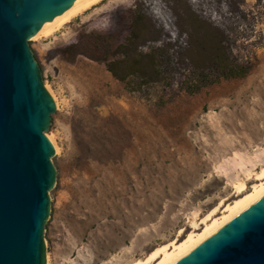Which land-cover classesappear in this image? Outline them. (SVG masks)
<instances>
[{
	"label": "rangeland",
	"instance_id": "1",
	"mask_svg": "<svg viewBox=\"0 0 264 264\" xmlns=\"http://www.w3.org/2000/svg\"><path fill=\"white\" fill-rule=\"evenodd\" d=\"M217 30L244 77L209 69ZM28 45L56 104L45 264H132L257 183L264 0H102ZM152 49L170 57L157 83L120 82L106 68L124 51L120 70L146 72L150 60L137 55Z\"/></svg>",
	"mask_w": 264,
	"mask_h": 264
},
{
	"label": "water",
	"instance_id": "2",
	"mask_svg": "<svg viewBox=\"0 0 264 264\" xmlns=\"http://www.w3.org/2000/svg\"><path fill=\"white\" fill-rule=\"evenodd\" d=\"M78 0H0V264H45L54 102L29 38ZM175 264H264V197Z\"/></svg>",
	"mask_w": 264,
	"mask_h": 264
},
{
	"label": "bare ground",
	"instance_id": "3",
	"mask_svg": "<svg viewBox=\"0 0 264 264\" xmlns=\"http://www.w3.org/2000/svg\"><path fill=\"white\" fill-rule=\"evenodd\" d=\"M101 1L102 0H78L74 2L70 8L53 19L46 27L39 30L31 38L35 39L42 35L51 34L66 21L80 15L82 12ZM48 93L54 105H56L54 95L50 91ZM46 136L53 147V153L57 152L58 149L53 138L49 135ZM255 181L257 183L253 184L249 190L246 188L245 184H240L235 190V200L222 206L221 208L223 210L219 216H214L213 214L205 215L206 217L200 222L202 225L200 229H197V223H192L193 231L186 234L182 239L172 240L166 245H161L153 249L145 259H137L132 264H175L180 261L200 244L213 236L218 230L264 197V169L256 174ZM180 234L181 232L179 231L178 236H180Z\"/></svg>",
	"mask_w": 264,
	"mask_h": 264
},
{
	"label": "trees",
	"instance_id": "4",
	"mask_svg": "<svg viewBox=\"0 0 264 264\" xmlns=\"http://www.w3.org/2000/svg\"><path fill=\"white\" fill-rule=\"evenodd\" d=\"M136 38L134 33L132 32L130 37L126 40V45L120 46L119 49H129V46L133 44V40ZM226 39L225 33L223 31L217 30V35L215 37L216 46L214 48V53L209 59L210 66L209 69L212 70V72L215 74L216 78H224V79H231V78H238V77H244L248 73V68L243 66H238L233 64V62H230V52L226 51L222 46V41ZM73 48H69L66 50L68 52ZM159 52V49H152L145 55L142 53H138V57L140 58H147L150 60L149 69L146 72H141L138 70L134 65L130 66L128 70H120L122 69V66L126 64L127 58L125 57V52H120L123 56L122 60H114L111 62H105L106 68L108 72L111 73V75L120 82H125L126 79L129 77L132 78H140L141 80L145 81L144 83H157L160 81L162 76V66L165 64V67H168L170 64V57L166 53L164 55L163 60L157 59V54ZM119 53V54H120ZM126 71V72H125ZM193 79H196L199 81L208 79V75L202 74V73H195L193 74ZM198 87L196 86L194 89H189L188 93L192 94L195 93L198 90Z\"/></svg>",
	"mask_w": 264,
	"mask_h": 264
}]
</instances>
